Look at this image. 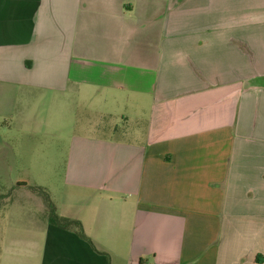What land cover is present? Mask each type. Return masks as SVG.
I'll return each instance as SVG.
<instances>
[{"label":"crops","instance_id":"obj_1","mask_svg":"<svg viewBox=\"0 0 264 264\" xmlns=\"http://www.w3.org/2000/svg\"><path fill=\"white\" fill-rule=\"evenodd\" d=\"M50 99L95 117L64 197L9 185L88 239L0 209V264H264V0H0V105Z\"/></svg>","mask_w":264,"mask_h":264},{"label":"rangeland","instance_id":"obj_2","mask_svg":"<svg viewBox=\"0 0 264 264\" xmlns=\"http://www.w3.org/2000/svg\"><path fill=\"white\" fill-rule=\"evenodd\" d=\"M51 102L50 99V102L35 104L33 118L25 121L13 118L6 107L0 105V209L17 225L31 219L29 212L38 215L37 211L44 201L41 189L48 196L49 191L30 185L20 188L15 186L12 189L9 183L18 178L32 181L42 176L39 181L47 183L56 203L59 200L61 202L64 197L60 189L61 178L68 144L73 134L79 133L88 117L95 119L79 111L75 102H69L63 107ZM49 199L53 204L50 196ZM62 210L63 207L55 210V213L62 216ZM44 213L48 218L47 213ZM70 226L74 228V225Z\"/></svg>","mask_w":264,"mask_h":264},{"label":"trees","instance_id":"obj_3","mask_svg":"<svg viewBox=\"0 0 264 264\" xmlns=\"http://www.w3.org/2000/svg\"><path fill=\"white\" fill-rule=\"evenodd\" d=\"M38 188H40V187H38ZM41 194H42L41 196H42V198L44 200V203L46 205L44 212H46L47 215H48V218H47L48 221H50V222H52V223H54V224H56L58 226L68 227V228H72L70 226V224H72V225H74L75 232L79 236H81L83 238H87L84 235V233L82 232L81 225H80V223L77 220H72L70 218L62 217V216L57 215L55 213V208H54L52 202L50 201L49 196L46 194V192L41 189Z\"/></svg>","mask_w":264,"mask_h":264}]
</instances>
